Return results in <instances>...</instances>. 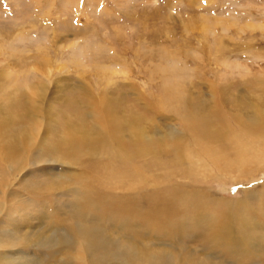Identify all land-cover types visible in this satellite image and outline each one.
<instances>
[{
  "label": "rangeland",
  "instance_id": "obj_1",
  "mask_svg": "<svg viewBox=\"0 0 264 264\" xmlns=\"http://www.w3.org/2000/svg\"><path fill=\"white\" fill-rule=\"evenodd\" d=\"M76 1L0 0V264H264V0Z\"/></svg>",
  "mask_w": 264,
  "mask_h": 264
},
{
  "label": "bare ground",
  "instance_id": "obj_2",
  "mask_svg": "<svg viewBox=\"0 0 264 264\" xmlns=\"http://www.w3.org/2000/svg\"><path fill=\"white\" fill-rule=\"evenodd\" d=\"M60 2H61V5L63 6V7H68V4L67 3H65L64 2V0H60ZM79 2H80V0H78V1H76L75 2V5H78L79 4ZM89 2H90V0H89ZM122 2V1H121ZM264 82V81H263ZM264 84V83H263ZM180 96L176 99L177 100V106L175 107L177 110L179 109L180 110V107L182 106V103H183V106H184V102H182L181 100H180ZM253 104V103H252ZM167 105V104H166ZM251 107H253V114H250V116H247L246 117V119L248 120V121H250V122H252V123H249V122H247V126L249 127L248 128V131L249 132H251L252 134H251V137H255L256 135L257 136H260V137H262L263 138V140H264V119L263 120H257L254 116H257V108H258V112H261L263 115H264V110L263 109H261V107L259 106V104H254V105H252ZM201 113V112H200ZM217 116V115H216ZM211 118V117H210ZM224 118V116L222 115V116H220V119H223ZM215 120L217 119V118H214ZM218 120V119H217ZM197 122H198V120H195V121H192V122H190L189 123V125H190V127L193 129V128H195V126H196V124H197ZM228 123V122H227ZM239 125H240V129L241 130H245V126L243 125V123H241L240 121H239ZM230 125V124H229ZM238 125V126H239ZM257 126V127H256ZM213 127H215L214 126V124H213ZM204 128V127H203ZM225 128V127H224ZM188 129V128H187ZM198 129V128H197ZM189 131V130H188ZM193 131H194V129H193ZM209 132L211 131V130H208ZM198 132V131H197ZM194 133V132H193ZM201 133H204V135H206V133H207V129H203V130H201ZM233 133V132H232ZM236 133H238V132H236ZM236 133H234L235 135L233 136L232 134H230L229 136H230V138L232 139V141H233V143L231 142V141H228V133H225L224 135H223V137L224 138H221V137H219V138H217V139H220V140H222V139H225L226 138V140L228 141V142H230V148L229 149H231L232 150V154L231 155H235V156H232L233 157V160L231 161L230 160V164H231V166L232 167H234L235 166V164L237 165V167L239 168V170H241V169H243V167L242 166H244V163H242V162H244V160H247V158H248V155H251V161L252 160H256L257 158H256V156H255V153H253L254 152V150L252 149L253 147H254V145H252V143L251 144H249L248 142H246V140L244 139V138H242V136H240V135H236ZM258 133H259V135H258ZM200 134V133H199ZM210 134V133H209ZM208 135V134H207ZM133 136L135 137V138H137V137H139V138H141L142 140L143 139H148L147 137H145L140 131H136L135 133L133 132ZM201 136H202V134H201ZM256 136V137H257ZM196 137H197V135H196ZM214 137V136H213ZM256 137H255V139H256ZM161 138V137H160ZM159 138V139H160ZM229 138V139H230ZM257 140V139H256ZM255 140V141H256ZM173 141V140H172ZM253 142V144L254 143H256V142ZM178 142H179V140H178ZM227 142V143H228ZM173 143V142H172ZM261 144V143H260ZM176 145V144H175ZM180 145V144H179ZM226 145V144H225ZM263 145V144H262ZM173 146V145H172ZM177 146H178V144H177ZM176 146V147H177ZM185 146V145H184ZM264 146V145H263ZM225 147V146H224ZM256 147V146H255ZM148 148V147H147ZM172 148H174V147H172ZM207 149V148H206ZM145 150V149H144ZM183 150V149H182ZM186 150H188V149H186ZM256 150V149H255ZM176 151V150H175ZM226 151H228V150H226ZM251 152L252 151V153L253 154H248V152ZM223 152L225 153V150L223 149V148H221V153L223 154ZM185 153H187V152H185ZM181 154V153H180ZM219 154V153H218ZM230 154V153H229ZM181 155H183V154H181ZM187 155V154H186ZM224 155H228V154H223L222 156H224ZM177 156V155H176ZM192 156V155H191ZM253 156V157H252ZM231 157V158H232ZM241 157V158H240ZM178 158V157H177ZM181 158V157H180ZM197 159V158H196ZM180 160V159H179ZM216 160V159H215ZM219 160V159H218ZM261 160V159H260ZM228 161V160H227ZM192 162V161H191ZM251 163H253V162H251ZM226 166V165H225ZM249 166V165H248ZM242 167V168H241ZM246 167V166H245ZM257 167V166H256ZM258 167H260V166H258ZM261 168V167H260ZM192 170V169H191ZM219 170V169H218ZM244 170V169H243ZM242 170V171H243ZM261 169H259V171H260ZM190 171V170H189ZM204 171V170H203ZM211 171V170H210ZM213 171V170H212ZM215 171V170H214ZM186 172H187V170H186ZM191 172V171H190ZM255 172V171H254ZM181 175V174H180ZM190 175V174H189ZM192 175V174H191ZM222 176V175H221ZM244 176H246V175H244ZM187 177V176H186ZM193 178V177H192ZM199 178V177H198ZM201 178V177H200ZM203 178V177H202ZM247 178V177H246ZM245 178V179H246ZM203 179H205V178H203ZM250 180H252V179H250ZM249 182V181H248ZM264 191V190H263ZM262 193H264V192H262V191H259V190H256V189H254V188H252V187H248V189L246 190V195H248L247 196V198H249V199H251V198H255V196L256 197H260L261 198V194ZM200 195V194H199ZM250 195V196H249ZM201 196V195H200ZM189 197V196H188ZM203 197V196H202ZM198 200V199H197ZM216 200H218L217 198H216ZM215 200V201H216ZM227 202L228 201H226V200H220V203L222 204V205H227ZM185 205H186V203H185ZM190 205V204H189ZM134 206V203L132 204V205H130V207L132 208ZM186 207H187V205H186ZM191 208V207H190ZM188 209V208H187ZM186 210V209H185ZM190 210V209H189ZM230 211H233V208H231V210ZM230 214H232V213H230ZM153 215H155V216H157V215H161V213H155V214H153ZM152 215V216H153ZM144 216H146V215H144ZM233 222H237L236 221V219L235 218H232V219H228L227 220V225H224L223 227H222V232H224L222 235H220V236H218V238H217V242L219 243V244H224L226 247H236V246H238V245H241V244H244L245 242L244 241H247V240H250V242H252L254 239H255V237H250V236H248V234L247 233H245V229L248 227V225H249V222H248V219H238V224H239V229L241 230L238 234H240V235H238V234H236L235 232H234V230H233V228H229L228 227V225H231ZM227 226V227H226ZM84 233H87V232H85L84 231ZM85 235H87V234H85ZM90 236V235H89ZM88 236V237H89ZM92 237V236H91ZM88 242H90L89 241V239H88ZM236 242V244L234 245V243ZM93 244H98V240L96 239V241L95 242H93ZM99 244H100V241H99ZM238 248V247H237ZM94 249H95V247H94ZM128 252V250H126V252H125V254ZM129 252H130V250H129ZM124 254V255H125ZM130 256H132V257H130ZM127 257V258H126ZM128 257H130V260H129V258ZM125 258L127 259V260H129L130 262H129V264H162L163 263V261H164V259L162 258V257H156V255H153V254H150V255H146V253L145 252H143V251H140V253L139 254H137V253H134L133 255H132V252H130V254L129 255H126L125 256Z\"/></svg>",
  "mask_w": 264,
  "mask_h": 264
}]
</instances>
